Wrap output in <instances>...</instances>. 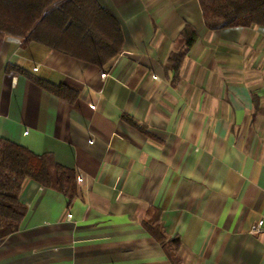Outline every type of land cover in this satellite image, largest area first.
Segmentation results:
<instances>
[{
	"label": "crops",
	"instance_id": "1",
	"mask_svg": "<svg viewBox=\"0 0 264 264\" xmlns=\"http://www.w3.org/2000/svg\"><path fill=\"white\" fill-rule=\"evenodd\" d=\"M98 1L124 35L102 68L1 45L0 139L75 169L79 191L27 178L0 264H174L147 227L156 215L181 264H264V230L251 232L264 219V26L210 29L199 0ZM187 24L199 37L173 69Z\"/></svg>",
	"mask_w": 264,
	"mask_h": 264
},
{
	"label": "trees",
	"instance_id": "2",
	"mask_svg": "<svg viewBox=\"0 0 264 264\" xmlns=\"http://www.w3.org/2000/svg\"><path fill=\"white\" fill-rule=\"evenodd\" d=\"M206 26L220 29L232 26H264V0H199ZM24 44L39 42L79 60L104 67L123 48L124 35L119 20L98 0H0V48L7 37ZM199 31L187 24L181 31L179 50L169 65L178 69ZM8 70L24 71L17 66ZM54 93L74 101L78 93L43 79L35 80ZM77 172L58 163L54 156L38 155L8 139H0V239L15 232L26 214L19 194L27 178L56 189L69 199L78 195ZM147 227L163 244L174 264H181V242L169 239L156 215Z\"/></svg>",
	"mask_w": 264,
	"mask_h": 264
},
{
	"label": "built area",
	"instance_id": "3",
	"mask_svg": "<svg viewBox=\"0 0 264 264\" xmlns=\"http://www.w3.org/2000/svg\"><path fill=\"white\" fill-rule=\"evenodd\" d=\"M9 39L14 40L18 43H22V40L20 38L17 37H9ZM80 179H83V175L80 176ZM264 230V219H259L256 222L253 223L252 227H251V232L254 234H259Z\"/></svg>",
	"mask_w": 264,
	"mask_h": 264
}]
</instances>
